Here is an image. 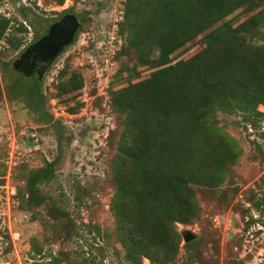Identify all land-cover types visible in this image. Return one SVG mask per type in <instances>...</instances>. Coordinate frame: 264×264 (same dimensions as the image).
<instances>
[{
    "label": "trees",
    "instance_id": "1",
    "mask_svg": "<svg viewBox=\"0 0 264 264\" xmlns=\"http://www.w3.org/2000/svg\"><path fill=\"white\" fill-rule=\"evenodd\" d=\"M63 1L54 0L57 5ZM21 15L34 26L35 40L47 22ZM118 30L134 63L122 70L124 83L109 90L108 108L116 118L109 165L112 227L101 230L88 221L82 229L93 234L92 240H112L110 246L126 264H142V259L175 264L182 242L176 225L199 220L197 191L214 194L239 154L238 143L218 125V115H237L241 126L256 131L264 121L257 110L264 105V0H123ZM26 33L15 18L0 16L1 52H17ZM66 75L64 70L58 74L55 96L73 99L83 80L77 73ZM13 82V92H24L39 113L43 99L36 76ZM54 165L25 170L19 198L31 220L68 241L75 231L69 211L43 191L55 178ZM249 204L242 218L254 222L249 214L254 211L255 223L264 229V190ZM198 243L196 237L181 248L188 255ZM44 252L32 239L30 256L40 259L35 264H102L64 251Z\"/></svg>",
    "mask_w": 264,
    "mask_h": 264
},
{
    "label": "rangeland",
    "instance_id": "2",
    "mask_svg": "<svg viewBox=\"0 0 264 264\" xmlns=\"http://www.w3.org/2000/svg\"><path fill=\"white\" fill-rule=\"evenodd\" d=\"M122 1L64 0L57 5L54 0H0V16L15 18L27 31L17 52H1L0 48V264L40 262L38 257L30 256L32 239L41 244L45 254L64 251L78 260L94 258L102 264H126L121 252L117 254L110 246L112 240H92L93 234L82 229L88 221L101 230L112 227L109 165L116 118L108 108L109 90L124 83L126 73L122 70L134 63L132 58L127 59L130 52L124 49V36L118 30ZM64 10H69L78 22L84 19L82 29L36 77L43 99L37 113L24 92H13V80H33L34 76L9 69L23 49L34 42L36 33L21 14L48 24ZM5 68L9 70L7 75ZM61 70L66 76L77 73L83 80V87L73 99L55 96ZM145 75L141 73L139 79ZM73 106L77 110L70 114L68 110ZM257 110L264 113V105ZM239 120L237 115L217 117L222 130L238 143L239 154L214 194L197 191L199 220L176 225L179 233L188 230L195 234L199 243L188 256L181 248L182 241L175 264H264V229L255 223L258 216L249 212L254 222L241 216L242 210L250 207L249 200L258 199L264 190L260 182L264 173V121L256 131L241 126ZM51 161H55V178L43 191L62 201L69 211L75 231L68 241H63L58 231L52 235L51 229L45 231L31 220L19 198L24 194L25 170ZM38 213L43 216L44 210L40 208ZM142 264L151 263L142 259Z\"/></svg>",
    "mask_w": 264,
    "mask_h": 264
},
{
    "label": "water",
    "instance_id": "3",
    "mask_svg": "<svg viewBox=\"0 0 264 264\" xmlns=\"http://www.w3.org/2000/svg\"><path fill=\"white\" fill-rule=\"evenodd\" d=\"M78 29V20L72 14L64 15L58 22L52 23L48 27V33L41 36L34 43L28 46L22 52L13 64L14 71H22V67L28 56L40 55L43 63L49 64L63 49L69 45ZM197 236L186 230L182 233V241L187 242L195 239Z\"/></svg>",
    "mask_w": 264,
    "mask_h": 264
},
{
    "label": "flooded vegetation",
    "instance_id": "4",
    "mask_svg": "<svg viewBox=\"0 0 264 264\" xmlns=\"http://www.w3.org/2000/svg\"><path fill=\"white\" fill-rule=\"evenodd\" d=\"M67 14H71L70 12H67V13H63L61 14L57 19L49 22L48 24H46V28L44 30V32H42V34L38 35L37 38L34 40V42L39 39L41 36L43 35H46L48 33V27L49 25H51L52 23H55V22H58L64 15H67ZM73 15V14H72ZM76 17V16H75ZM77 18V17H76ZM78 20V19H77ZM78 25H79V22H78ZM78 30V29H77ZM77 32V31H76ZM76 34V33H75ZM75 36V35H74ZM33 42V43H34ZM32 44V43H31ZM30 44V45H31ZM71 44V43H70ZM29 45V46H30ZM68 46V45H67ZM67 46L63 47L66 48ZM28 47V46H27ZM26 47V48H27ZM22 51L24 52L25 49ZM62 49V50H63ZM21 52V53H22ZM62 52V51H61ZM48 64L46 63H43V61H41V58H40V55H36V57H33V54H31L30 56L27 57L26 61H25V64L23 65V67L21 68L22 71H24L27 75H31V76H36L38 77L40 75V72L43 70L44 67H46ZM13 69V67H12ZM14 71V70H13ZM16 72V71H14Z\"/></svg>",
    "mask_w": 264,
    "mask_h": 264
},
{
    "label": "built area",
    "instance_id": "5",
    "mask_svg": "<svg viewBox=\"0 0 264 264\" xmlns=\"http://www.w3.org/2000/svg\"><path fill=\"white\" fill-rule=\"evenodd\" d=\"M260 106H263V105H260Z\"/></svg>",
    "mask_w": 264,
    "mask_h": 264
}]
</instances>
